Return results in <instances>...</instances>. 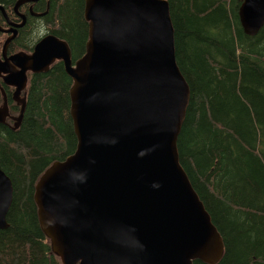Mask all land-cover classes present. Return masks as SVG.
I'll use <instances>...</instances> for the list:
<instances>
[{
	"label": "water",
	"instance_id": "1",
	"mask_svg": "<svg viewBox=\"0 0 264 264\" xmlns=\"http://www.w3.org/2000/svg\"><path fill=\"white\" fill-rule=\"evenodd\" d=\"M37 0H19L14 11ZM245 35L264 25V0H240ZM0 10H2L0 6ZM22 22L5 31L0 78L20 98L27 73L55 61L71 78L73 154L53 162L34 186L40 229L61 264H216L224 245L181 168L179 135L189 88L175 60L166 0H85L88 40L72 64L65 42L42 38L31 54L7 55ZM0 123L8 117L3 92ZM13 187L0 169V230Z\"/></svg>",
	"mask_w": 264,
	"mask_h": 264
},
{
	"label": "trees",
	"instance_id": "2",
	"mask_svg": "<svg viewBox=\"0 0 264 264\" xmlns=\"http://www.w3.org/2000/svg\"><path fill=\"white\" fill-rule=\"evenodd\" d=\"M18 1L0 0L3 13L17 18ZM48 1L44 24H31L12 42L11 54L32 52L43 26L68 43L73 58L81 57L88 40L85 0ZM166 1L176 64L189 88L178 159L222 239L216 264H264V25L254 37L244 34L240 0ZM70 86L63 64H54L32 78L19 129L0 125V169L13 187L0 264H61L40 229L34 185L76 149Z\"/></svg>",
	"mask_w": 264,
	"mask_h": 264
},
{
	"label": "flooded vegetation",
	"instance_id": "3",
	"mask_svg": "<svg viewBox=\"0 0 264 264\" xmlns=\"http://www.w3.org/2000/svg\"><path fill=\"white\" fill-rule=\"evenodd\" d=\"M49 8H50V5H49V1L48 0H37L35 2L26 3V4H23L22 6H20L18 8L17 12H15L13 10L14 14H15V16L17 18L12 17V16L8 15L5 12L3 13V11L0 10V17L3 20V22L0 23V34L4 36V40L0 43V57H1V54H2L3 44L5 43L6 39L11 36V34L5 33V31H8V30L12 29L13 28L12 25L20 24L22 22V19H21L20 16H24V18H25L24 26L21 27V28L16 29L17 34H16L15 38L8 44V48H7L6 53H7V55H12L11 54L12 49L10 47L12 42H14L16 39L17 40H21V37L25 34V32L27 30H28L27 33L30 31V29H31L30 25L33 24L34 22L35 23H41L43 25L44 24V22H43L44 18H46V16L48 15V12L50 10ZM50 32L51 31H48L43 26H41V30H39L37 32L38 35H39L38 36L39 39H37L35 42H37V41L39 42L44 37L53 36V37L57 38L58 40H60L62 42H65L67 44V46L69 47V45H68V43L66 41L56 37L55 34H53L52 32L50 33ZM38 37H35L34 39H36ZM69 50L71 52L72 64H74V62L78 59V57L77 58H73V52L71 51L70 47H69ZM31 53L32 52L26 53V54H31ZM13 54H15V53H13ZM58 62L59 61H55L53 64H51L46 72H43V73H30L29 72V73H27V77H28L27 86L21 92V95H20V98L21 99L23 98V100L25 101V109H26L27 95H28V91L30 90V87H31L32 78L37 76V75H43L44 73H47L52 68V66L54 64L58 63ZM64 72H65V70H64ZM71 85H72V80H71ZM3 86H5V85L3 84V81L0 78V95H1L2 92L5 95V97L7 99V103L6 104H7V109H8V117L6 118L5 122L0 123V125H6L12 131H16L21 126L25 110L23 112L22 120H21V122L19 124V127L17 129H14L13 128V125H14L13 118L19 116V114H20V106L17 105V103L14 100H12V95H13L14 89L12 87L5 86V89L7 90V92H10V98H8L7 94L4 92ZM70 88H71V86H70ZM70 88H69V90H70ZM2 104H3V102H2V96H1V98H0V107L2 106ZM12 105L16 107L17 111L16 110L15 111L11 110V106Z\"/></svg>",
	"mask_w": 264,
	"mask_h": 264
}]
</instances>
